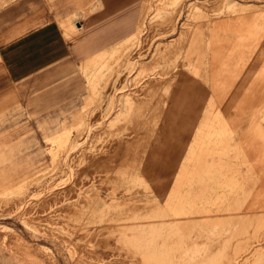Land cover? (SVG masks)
I'll return each instance as SVG.
<instances>
[{"label": "rangeland", "instance_id": "374dc122", "mask_svg": "<svg viewBox=\"0 0 264 264\" xmlns=\"http://www.w3.org/2000/svg\"><path fill=\"white\" fill-rule=\"evenodd\" d=\"M45 1L40 22L53 15L74 29L70 0ZM144 1L126 0V36ZM210 2L159 3L164 19H144L141 37L83 61L70 97L51 107L17 99L0 71V204L23 185L35 195L27 206L63 195L46 213L0 210V264H264V0H226L221 11ZM178 14L174 32L151 37L153 23ZM162 46L173 49L156 61ZM13 233L55 263L14 256Z\"/></svg>", "mask_w": 264, "mask_h": 264}, {"label": "crops", "instance_id": "0c3cea01", "mask_svg": "<svg viewBox=\"0 0 264 264\" xmlns=\"http://www.w3.org/2000/svg\"><path fill=\"white\" fill-rule=\"evenodd\" d=\"M182 1H144L137 29L126 36V0H70L74 5L70 32L53 15L40 22L46 16L45 0H0L9 4L0 8V71L17 99L33 109H39L42 100L51 107L53 101L70 97L83 61L90 58L88 66L133 37H141L142 29L138 31L144 19L149 23L159 14L160 19L166 16L159 3ZM152 12L154 16L149 15Z\"/></svg>", "mask_w": 264, "mask_h": 264}, {"label": "bare ground", "instance_id": "6f19581e", "mask_svg": "<svg viewBox=\"0 0 264 264\" xmlns=\"http://www.w3.org/2000/svg\"><path fill=\"white\" fill-rule=\"evenodd\" d=\"M209 1V0H208ZM229 1V0H228ZM226 2V0H211V2L208 4V5H206V7L208 8V9H214V11H221V10H223V9H225V8H223V6H224V3ZM185 3V2H184ZM228 4V3H227ZM238 4V3H237ZM248 5V4H247ZM196 6H198V5H196ZM228 6V5H227ZM230 6V5H229ZM235 6H237V5H235ZM168 7V6H167ZM200 7V6H199ZM204 7H205V5H204ZM183 8V7H182ZM186 8V7H185ZM203 8V7H202ZM223 8V9H222ZM228 8V7H227ZM170 9V8H169ZM195 9H199V8H195ZM262 9H264L263 7H262ZM180 10V9H179ZM199 10H201V9H199ZM228 9H226V11H227ZM235 10V9H234ZM192 11V10H191ZM262 11H264V10H262ZM164 12V11H163ZM180 13H181V10L179 11ZM186 12V11H185ZM190 12V11H189ZM210 12V11H209ZM254 12L255 11H253V14H254ZM191 13V12H190ZM217 13V12H216ZM192 14V13H191ZM219 14V13H218ZM222 14H223V12H222ZM179 15L181 16V14H178V16H174V15H172V17H170L168 20H166V21H164V22H156V23H153V25H151L150 26V33H151V37L152 38H155V37H161V36H164V35H168V34H170V33H172V32H174V30L176 29V26H177V24H176V22L178 21V18L177 17H179ZM187 21V20H186ZM187 22H189V21H187ZM190 23V22H189ZM187 25V24H186ZM186 25H184L183 24V28H182V30H186L185 29V26ZM193 30V29H192ZM184 31H181V33H183ZM187 33V32H186ZM253 33V32H252ZM179 35H180V33H179ZM179 35H178V37H179ZM169 36V35H168ZM152 38H150V39H152ZM155 40V39H154ZM174 40V39H173ZM172 40V41H173ZM149 42L150 41H148L147 42V44H149ZM154 42V41H153ZM159 44V43H158ZM168 44V43H167ZM166 44V45H167ZM170 45V44H169ZM150 47V46H149ZM186 47V46H185ZM178 48V47H177ZM169 49H173V47H170ZM169 49H167V47H161L160 49H159V51L157 52V57H156V61L157 60H160V59H162V57H161V55H163V54H169L170 52H171V50H169ZM176 50V49H175ZM152 51V50H151ZM154 51V50H153ZM178 51V50H177ZM184 51V50H183ZM147 52V51H146ZM182 52V51H181ZM149 53V52H148ZM151 54V53H150ZM147 55V54H146ZM152 56V55H151ZM155 59V58H154ZM153 59V60H154ZM168 59V58H167ZM152 60V61H153ZM131 61V60H130ZM152 63V62H151ZM143 64V63H142ZM146 64V63H145ZM139 66H141V63H140V65ZM147 67V66H146ZM141 68V67H140ZM131 69V68H130ZM239 69H241V68H239ZM252 69V68H251ZM247 71V70H246ZM177 75H179V73L177 74ZM243 75V74H242ZM122 78V77H121ZM161 79V78H160ZM237 79V78H236ZM239 80V79H238ZM242 80V79H241ZM240 80V81H241ZM127 81V80H126ZM179 83V82H178ZM177 83V84H178ZM182 83V82H181ZM240 85V84H239ZM257 86V85H256ZM181 87H182V85H181ZM144 88V87H143ZM179 88V87H178ZM184 88V87H183ZM237 88V87H236ZM241 88V87H240ZM242 88H243V85H242ZM257 88H259V87H257ZM114 89V88H113ZM180 89V88H179ZM224 89H226V88H224ZM260 90V89H259ZM258 90V91H259ZM257 91V92H258ZM113 92H115L114 90H113ZM183 92V90L181 91V93ZM252 93V92H251ZM184 94H185V92H184ZM181 95V94H180ZM110 96V95H109ZM185 95H182L181 96V99L184 97ZM239 96V95H238ZM241 96V95H240ZM119 98V97H118ZM128 99V98H127ZM174 99V98H173ZM118 100V99H117ZM179 100V99H178ZM183 100V99H182ZM182 100H181V102H182ZM184 101V100H183ZM119 102V101H118ZM180 102V103H181ZM187 103V102H186ZM185 103V104H186ZM120 104V103H119ZM184 104V105H185ZM188 104V103H187ZM135 105V104H134ZM119 106V105H118ZM180 105H178V107H179ZM186 107H184L183 109H185ZM181 112H183V111H181ZM184 113H185V111H184ZM178 114V113H177ZM181 114V113H180ZM183 114V113H182ZM176 115V114H175ZM184 115V114H183ZM176 118V117H175ZM172 120H173V118H172ZM179 120V119H178ZM166 121V120H165ZM164 121V122H165ZM181 121V120H180ZM189 121V120H188ZM86 122V121H85ZM177 122V121H176ZM187 122V121H186ZM186 122H184V123H186ZM165 123H167V122H165ZM164 123V124H165ZM181 123V122H180ZM183 123V122H182ZM183 123V124H184ZM188 123V122H187ZM193 123V122H192ZM191 124V123H190ZM194 125V124H193ZM188 126V125H187ZM241 129V128H240ZM149 130V129H148ZM200 130H202V128L200 129ZM201 134V133H200ZM202 135H203V133H202ZM228 136H229V134H227ZM236 135V134H235ZM234 135V136H235ZM224 136H225V134H224ZM233 136V137H234ZM118 137V136H117ZM227 137V136H226ZM113 138V137H112ZM141 141V140H140ZM112 142V141H111ZM117 142H115L114 144L112 143V145H110L109 147H110V152L111 151H115L116 149H117V144H116ZM124 143V142H123ZM141 143V142H140ZM122 145V144H121ZM124 145H125V143H124ZM122 147V146H121ZM211 147V146H210ZM108 148V147H107ZM109 151L108 152H106L105 154H108L109 153ZM85 152V151H84ZM91 152V151H90ZM103 152V151H102ZM89 153V152H88ZM81 154V153H80ZM87 154V153H86ZM105 154H103V155H105ZM88 155V154H87ZM91 154H89V156H90ZM107 156V155H106ZM141 156V155H140ZM77 157V156H76ZM81 157H82V154H81ZM87 157V156H86ZM111 157V156H110ZM207 157H209V156H207ZM85 158V157H84ZM107 158V157H106ZM81 159V158H80ZM88 159V158H87ZM210 159V158H209ZM212 159H213V156H212V158H211V160L210 161H212ZM217 159V158H216ZM63 160V159H62ZM73 160V159H72ZM152 160V159H151ZM208 160V159H207ZM79 161H81V160H79ZM89 161H91L90 162V167L91 166H94V167H96V166H98L99 165V161L100 160H97V161H95V160H93V158L91 157L90 158V160ZM148 161V160H147ZM214 161H216V160H214ZM83 162V161H82ZM101 162H103L102 160H101ZM78 163V162H77ZM85 163H86V161H85ZM60 164V163H59ZM70 164H71V162H70ZM81 165V164H80ZM79 165V166H80ZM102 165V164H101ZM84 166V165H83ZM89 166V165H88ZM149 166V165H148ZM58 167V166H57ZM80 168H81V166H80ZM82 169V168H81ZM148 169V168H147ZM151 169H154L153 167H151ZM151 169H150V171H151ZM93 171V170H92ZM90 172V171H89ZM108 172V171H107ZM114 172V171H113ZM148 172V171H147ZM86 173V172H85ZM88 173V172H87ZM91 173V172H90ZM104 173V172H103ZM146 173V172H145ZM151 174H152V172H150ZM115 174V173H114ZM114 174H112V175H114ZM147 174V173H146ZM149 174V173H148ZM42 175V174H41ZM62 175V174H61ZM91 175V174H90ZM108 175V174H107ZM128 175V174H127ZM144 175V174H143ZM154 175V174H153ZM64 176V175H63ZM95 176V175H94ZM100 176V175H99ZM155 176V175H154ZM85 177V176H84ZM98 177V176H97ZM108 177V176H107ZM152 177V176H151ZM150 177V179H152ZM94 178V177H93ZM109 178V177H108ZM97 179V178H96ZM149 179V180H150ZM155 179V178H154ZM189 179V178H188ZM56 180V179H55ZM61 181V180H60ZM106 181V180H105ZM183 181V180H182ZM30 183V182H29ZM35 183V182H34ZM37 183V182H36ZM82 183V182H81ZM186 183V182H185ZM184 183V184H185ZM38 184V183H37ZM57 184V183H56ZM101 184V183H100ZM153 184V183H152ZM180 183H178V185H179ZM39 185V184H38ZM60 185V184H59ZM23 186H26V185H23ZM23 186H22V188L20 189L19 187H21V186H19L18 187V189L19 190H21V191H23V193L18 197V198H16V201L15 202H10V200L8 199V200H4L5 202H2L1 204H0V210L2 211V212H10V213H13V212H15V210H18V209H22V207H24V206H27V203L29 202V201H31L32 200V198H34V196H33V191H30L28 188L26 189V188H23ZM82 186H83V184H82ZM29 187V186H28ZM56 187V186H55ZM93 187V186H92ZM101 187V186H100ZM49 188V187H48ZM75 188V187H74ZM78 189V188H77ZM184 189H186V188H184ZM183 189V190H184ZM59 190V189H58ZM64 190V189H63ZM62 190V191H63ZM76 190V189H75ZM85 190V189H84ZM86 190H90L89 188L88 189H86ZM180 190V189H179ZM182 190V191H183ZM82 191V190H81ZM154 191V190H153ZM72 191H67L64 195H68L69 193H71ZM79 192V191H78ZM86 191H84L83 193H85ZM54 193V192H53ZM93 193V192H92ZM96 194V193H95ZM95 194H93V195H95ZM78 195V194H77ZM63 195H61V194H59V193H55V194H53L52 196H49L48 198L46 197L44 200H40L41 202H33L31 205H28L27 206V209H26V215L27 216H29V214H35V213H46V212H49V210H51L52 209V207L54 206V205H56V203L58 202V199H59V197H62ZM97 196V195H96ZM87 198H88V196H87ZM90 199V198H89ZM89 199H88V201H89ZM105 199V198H104ZM116 199V198H115ZM73 201H75V200H73ZM87 201V200H86ZM51 202V204L50 205H47V203H50ZM56 202V203H55ZM83 202V201H82ZM104 202V201H103ZM161 202V201H160ZM54 203V204H53ZM69 203H71V202H69ZM38 205H40V207L41 208H45V209H43V210H40V211H35V209H36V207L38 206ZM63 205V204H62ZM75 205V204H74ZM167 205V204H166ZM174 205V204H173ZM70 206H72V207H74L73 205H70ZM79 206H81V205H79ZM69 207V206H68ZM81 207H83V206H81ZM93 207V206H92ZM173 207V206H172ZM168 208V207H167ZM166 208V209H167ZM80 209V208H79ZM165 209V210H166ZM169 209V208H168ZM58 210V209H57ZM57 210H54V211H57ZM66 210V209H65ZM199 210V209H198ZM78 211V210H77ZM80 211H82V210H80ZM174 211V210H173ZM197 211V210H196ZM154 212V211H153ZM179 213H180V211H178ZM9 213V214H10ZM56 213V212H55ZM139 213V212H138ZM170 213H172V212H170ZM170 213H168V214H170ZM183 213H186V211H183ZM173 215H174V213H173ZM53 216V215H52ZM59 216V215H58ZM64 216H67V215H64ZM143 216H145V215H143ZM150 216V215H149ZM55 217V216H54ZM57 217V216H56ZM65 218V217H64ZM142 218V217H141ZM40 219V218H39ZM38 219V220H39ZM59 219H60V217H59ZM106 219V218H105ZM142 219H144V218H142ZM146 219V218H145ZM152 219V218H151ZM180 219V218H179ZM42 220V219H41ZM47 220H49V219H47ZM57 220V219H56ZM173 220V219H172ZM78 221V220H77ZM80 221V220H79ZM171 221V220H170ZM173 221H175V220H173ZM178 221H180V220H178ZM177 221V223H179ZM183 220H181V222H182ZM56 222H58V221H56ZM60 222V221H59ZM62 222V221H61ZM60 222V223H61ZM47 223V222H46ZM50 223H52V222H50ZM55 223V222H54ZM139 223V222H138ZM151 223V222H150ZM168 223V222H167ZM169 223H171V222H169ZM176 223V224H177ZM193 223V222H192ZM56 224H58V223H56ZM148 224V223H147ZM144 225V224H143ZM142 225V226H143ZM151 224H149V226H150ZM164 225H166V223L164 224ZM168 225H170V224H168ZM175 225V224H174ZM185 225H187V223L185 224ZM191 225H193V224H191ZM196 225V224H195ZM195 225H194V227H195ZM119 226H121V225H119ZM125 226V225H124ZM141 226V225H140ZM171 227H172V225H170ZM190 226V225H189ZM147 227V226H146ZM166 227H169V226H166ZM193 227V228H194ZM150 228H151V226H150ZM186 228H189V227H186ZM192 228V227H191ZM203 228V227H202ZM173 229H177V228H174L173 227ZM185 229V228H184ZM44 230V229H43ZM160 230V229H159ZM172 230V229H171ZM179 230V229H178ZM186 231H187V229H185ZM191 230V229H190ZM189 230V231H190ZM143 231H144V229H143ZM141 232L142 234L144 233V232ZM154 230H152V232H153ZM170 231V230H169ZM169 231L167 232V233H169ZM174 231H176V230H174ZM174 231H172V232H174ZM163 232V231H162ZM172 232H170L169 234H171ZM197 232V231H196ZM206 232V231H205ZM158 233V235H160L159 234V232H157ZM165 233V232H164ZM198 233V232H197ZM204 233V232H203ZM209 233V232H208ZM207 233V234H208ZM138 234V233H137ZM136 234V235H137ZM176 234H177V232H176ZM206 234V235H207ZM7 234H5V236H6ZM141 234H139L138 236H140ZM147 235H149V234H146V236ZM177 235H179V234H177ZM142 236V235H141ZM144 236H145V234H144ZM143 236V237H144ZM165 236H167V235H165ZM174 236V235H173ZM176 236V235H175ZM192 236V235H191ZM194 236V235H193ZM192 236V237H193ZM207 236H209V235H207ZM9 237H11L12 239H11V241H10V247L11 248H14L16 251H13V253H14V256H16V257H19V258H23V259H28V260H30V259H39L38 261H41L42 260V262H45L46 261V259L48 260V261H51V262H53V263H55V259L54 258H52V256L49 254V256H47L43 251L44 250H42L39 246H36V245H33L32 243H30V242H28L27 240H25V238H23L20 234H18V233H13V234H10V236ZM157 237V236H156ZM162 237H163V235H162ZM167 237H171V236H167ZM166 237V238H167ZM189 237V235L186 237V238H188ZM196 237V236H195ZM138 238H141V237H138ZM146 238V237H145ZM159 238H161V237H157L156 239H158V240H160ZM147 240H148V237L146 238ZM151 239H152V237H151ZM155 239V240H156ZM199 239V238H198ZM197 239V240H198ZM143 240V239H142ZM186 240V239H185ZM194 240V239H193ZM196 240V241H197ZM135 241H137V240H135ZM139 241H141V240H139ZM138 241V244L140 243ZM143 241H145V242H148V241H146V240H143ZM151 241V240H150ZM167 241V240H166ZM200 241V240H199ZM216 241V240H215ZM221 241H223V240H221ZM152 242V241H151ZM154 242V241H153ZM191 242H193V241H191ZM225 242V241H224ZM73 243V242H72ZM124 243V242H123ZM155 244H157V242H154ZM124 244H126V243H124ZM141 244V243H140ZM142 244H144V243H142ZM192 244H194V242L192 243ZM221 244H223V243H221ZM129 245V244H128ZM132 245V244H131ZM153 245V244H152ZM151 245V246H152ZM194 245H196V244H194ZM114 246V245H113ZM118 246V245H117ZM120 246V245H119ZM126 246V245H125ZM144 245H141V247H143ZM146 246V245H145ZM184 246V245H183ZM182 246V247H183ZM199 246H201V245H199ZM223 246V245H222ZM222 246H220V247H222ZM9 247V246H8ZM128 247V246H127ZM140 247V248H141ZM162 247H164V245L162 246ZM216 247H218L217 246V244H216ZM147 248H148V246H147ZM186 249H187V247H185ZM223 248V247H222ZM13 249V250H14ZM104 249V248H103ZM129 250H131V248H128ZM139 249V248H138ZM144 249H146L145 247H144ZM143 249V250H144ZM154 249H155V247H154ZM177 249V248H176ZM183 249V248H182ZM194 248L192 247V250H193ZM213 249H215V248H213ZM188 250V249H187ZM219 249H217V251H218ZM139 251V250H138ZM175 251V250H174ZM222 251H225V250H222ZM42 253V255H38L39 253ZM184 252V251H183ZM103 253V252H102ZM161 253V252H160ZM159 253V254H160ZM185 253V252H184ZM202 253V252H201ZM149 254V253H148ZM152 254H153V252H152ZM152 254H150L151 255V258H154L153 257V255ZM158 254V255H159ZM190 254V253H189ZM192 254V253H191ZM210 254V253H209ZM102 255V254H101ZM175 255H178L177 253H176V251H175ZM211 255V254H210ZM110 256V255H109ZM157 256V255H156ZM161 256V255H160ZM163 256V255H162ZM172 256H174V255H172ZM209 256V255H208ZM224 256V255H223ZM104 257V256H103ZM103 257H101L100 259L102 260L103 259ZM148 257V256H147ZM90 258V257H89ZM93 258V257H92ZM106 258H108V257H106ZM117 258H119V257H117ZM180 258V257H179ZM184 258V257H183ZM199 258V257H198ZM41 259V260H40ZM83 259V258H82ZM81 259V260H82ZM97 259V258H96ZM112 259V258H111ZM126 259V258H125ZM129 259V258H128ZM172 259V258H171ZM189 259V258H188ZM221 258H219V260H220ZM85 260V259H84ZM88 260V259H87ZM107 260V259H106ZM116 260V259H115ZM123 260V259H122ZM181 260V259H180ZM83 261V260H82ZM90 261V260H89ZM163 261V260H162ZM173 261V260H172ZM176 261H178V260H176ZM182 261H183V259H182ZM118 262H122V261H119V260H117V263ZM87 263H89V262H86L85 264H87ZM90 263L92 264V262L90 261ZM103 263V262H102ZM106 263H108V262H106ZM123 263V262H122ZM182 263V262H181ZM186 263V261L183 263V264H185ZM55 264H57V263H55ZM99 264V263H98Z\"/></svg>", "mask_w": 264, "mask_h": 264}]
</instances>
